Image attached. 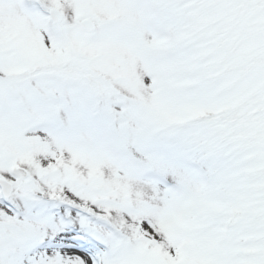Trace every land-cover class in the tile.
<instances>
[{"label": "snow or ice", "instance_id": "snow-or-ice-1", "mask_svg": "<svg viewBox=\"0 0 264 264\" xmlns=\"http://www.w3.org/2000/svg\"><path fill=\"white\" fill-rule=\"evenodd\" d=\"M0 264H264V0H0Z\"/></svg>", "mask_w": 264, "mask_h": 264}]
</instances>
